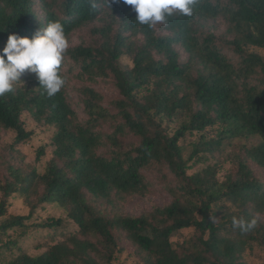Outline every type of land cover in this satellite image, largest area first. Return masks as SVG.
Here are the masks:
<instances>
[{"label": "trees", "instance_id": "obj_1", "mask_svg": "<svg viewBox=\"0 0 264 264\" xmlns=\"http://www.w3.org/2000/svg\"><path fill=\"white\" fill-rule=\"evenodd\" d=\"M135 15L123 0H0V49L53 20L68 41L89 33L59 73L76 69L77 99L65 84L48 97L30 72L0 96L10 151L32 136L24 114L55 128L42 172L0 154V264H111L125 245L133 264H249L248 252H264V0H197L191 16L151 27ZM153 178L168 203L139 215L119 208ZM14 199L26 212L8 211ZM45 205L64 215L33 221ZM234 217L257 225L241 232ZM31 231L50 239L33 255L22 245Z\"/></svg>", "mask_w": 264, "mask_h": 264}, {"label": "rangeland", "instance_id": "obj_2", "mask_svg": "<svg viewBox=\"0 0 264 264\" xmlns=\"http://www.w3.org/2000/svg\"><path fill=\"white\" fill-rule=\"evenodd\" d=\"M218 27V31L222 30L219 23L207 22L205 25V31H215ZM88 27H82L74 32L70 40L68 41L69 46L77 45L81 40L88 38ZM184 58V57H182ZM69 65H64L63 70L65 71V85L69 92L72 94L73 99H77L76 88L84 84V81L67 71ZM25 73H29L25 71ZM19 85H27L28 83H21ZM93 86L101 91L107 100L116 97V90L112 84L99 81ZM105 104L108 105L107 101ZM79 110V107H78ZM25 128L31 130L32 136L25 143H19L15 146L13 151H10L9 144L13 139V133L11 131H0V154L9 158L17 165L25 168L34 167L37 171L42 172L46 166L48 159L52 156L53 144L52 135L55 131L53 126H48L42 121H39L28 114L22 116ZM234 143H240L241 140L235 139ZM40 148H44V155H42L38 160H36V151ZM202 164L195 165L188 172H192L200 168ZM154 186L151 191L146 193L144 196H131L128 197L123 203L119 205L125 213L130 215H139L140 213L149 211L153 206H161L169 201V194L160 187L158 179L153 178ZM9 212L12 213H24L26 212L25 206L21 203L19 199L12 200V205L10 206ZM64 213L61 209L53 205H45L43 208L33 216V221H41L49 216H63ZM71 229H74V225H71ZM30 232L29 237L23 242V247L29 254H37L41 252L45 245L50 241L49 237L40 231ZM191 233V229H184L181 231V236L186 237ZM126 251L123 252L119 258H117L111 264H133V258L127 255L128 251H132L131 247L125 245ZM246 260L249 264H264V252L263 250L255 247L253 251L246 254Z\"/></svg>", "mask_w": 264, "mask_h": 264}, {"label": "clouds", "instance_id": "obj_3", "mask_svg": "<svg viewBox=\"0 0 264 264\" xmlns=\"http://www.w3.org/2000/svg\"><path fill=\"white\" fill-rule=\"evenodd\" d=\"M115 2V0H114ZM131 5L135 20L141 25L154 26L167 23V17L177 12L183 16L193 14L197 0H123ZM69 47L63 24L59 20L47 23L32 37L9 34L5 46L0 49V96L13 91V84L21 81L25 71L34 73L48 97L57 94L65 84L60 75L64 54ZM232 225L241 232H249L257 225L250 221L233 218Z\"/></svg>", "mask_w": 264, "mask_h": 264}]
</instances>
